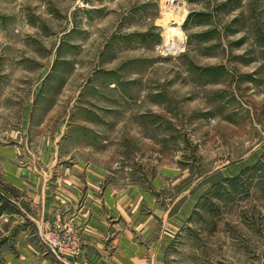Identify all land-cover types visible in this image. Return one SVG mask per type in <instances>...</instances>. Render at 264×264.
<instances>
[{"label": "rangeland", "instance_id": "374dc122", "mask_svg": "<svg viewBox=\"0 0 264 264\" xmlns=\"http://www.w3.org/2000/svg\"><path fill=\"white\" fill-rule=\"evenodd\" d=\"M95 217L165 264H264V0H0V233L68 264Z\"/></svg>", "mask_w": 264, "mask_h": 264}, {"label": "crops", "instance_id": "0c3cea01", "mask_svg": "<svg viewBox=\"0 0 264 264\" xmlns=\"http://www.w3.org/2000/svg\"><path fill=\"white\" fill-rule=\"evenodd\" d=\"M14 185L17 189H24V185L32 186V180L28 182L16 181ZM20 186V187H19ZM34 189V188H33ZM39 190V187H38ZM99 219L98 217L94 218ZM1 222V221H0ZM8 222L11 223L8 226ZM8 229H4L1 236H5V245L0 247V257L3 256L4 264H52L50 259L41 258L37 253V247H33L28 251V246L25 242L28 237L26 236L25 228L20 224L8 221ZM57 222V221H55ZM80 227L83 239V251L80 258L68 264H165L164 257L157 250L140 249L130 250L126 249V237L122 235V231L118 228L122 221H117L114 224H108L107 221H73ZM6 226V228H7ZM115 229L116 233L112 236L111 243L114 249L111 252L105 248V235L108 230ZM4 228V224H0ZM0 228V231L2 229ZM121 232V233H119Z\"/></svg>", "mask_w": 264, "mask_h": 264}, {"label": "built area", "instance_id": "2783aa9c", "mask_svg": "<svg viewBox=\"0 0 264 264\" xmlns=\"http://www.w3.org/2000/svg\"><path fill=\"white\" fill-rule=\"evenodd\" d=\"M42 241L50 247L55 254L59 255L61 260H67L68 258H73L79 255L80 251L79 248L76 247L67 249L62 245L59 241V237L53 232H47L42 235ZM57 255V257H58Z\"/></svg>", "mask_w": 264, "mask_h": 264}, {"label": "bare ground", "instance_id": "6f19581e", "mask_svg": "<svg viewBox=\"0 0 264 264\" xmlns=\"http://www.w3.org/2000/svg\"><path fill=\"white\" fill-rule=\"evenodd\" d=\"M170 18H174V20H175L176 22H179V23L182 21V15H181V14L178 15V16H174V17H172V15H171ZM164 21L166 22V18L164 19ZM164 21H163V24H165Z\"/></svg>", "mask_w": 264, "mask_h": 264}]
</instances>
